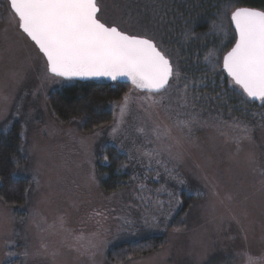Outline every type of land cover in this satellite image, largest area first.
<instances>
[{
    "label": "rangeland",
    "instance_id": "obj_1",
    "mask_svg": "<svg viewBox=\"0 0 264 264\" xmlns=\"http://www.w3.org/2000/svg\"><path fill=\"white\" fill-rule=\"evenodd\" d=\"M139 2L132 16L129 0H101L106 19L154 36L167 53L164 45H178L170 32L178 20L165 22L163 8ZM212 34L221 36L218 27ZM36 53L0 0V132L19 124L26 164L16 176L30 183L21 219L0 202V264H108L112 246L147 234L163 235V247L123 264H264V117L245 124L212 114L173 76L171 102L161 101L172 118L132 90L113 108L110 126L82 133L50 113L48 96L67 83L46 79ZM192 116L190 132L178 126ZM154 130L167 135L157 141ZM107 144L126 154L132 174L131 186L115 194L102 192L95 177L98 150ZM182 192L192 202L173 230Z\"/></svg>",
    "mask_w": 264,
    "mask_h": 264
},
{
    "label": "trees",
    "instance_id": "obj_2",
    "mask_svg": "<svg viewBox=\"0 0 264 264\" xmlns=\"http://www.w3.org/2000/svg\"><path fill=\"white\" fill-rule=\"evenodd\" d=\"M139 1L129 0L126 12L135 16ZM143 1L146 8H163L160 13L164 15L163 21L178 20L174 29L170 30L178 45L167 43L164 46L167 53L170 51L169 54L175 58L179 74L176 78L174 73L176 84L184 90L185 83L190 82L187 90L190 100L212 114L228 118L234 116V120L245 124L263 120L264 102L246 97L224 74L220 62L235 42L234 31L229 26L231 11L235 7L264 10V0H166L160 4L153 0ZM187 12L192 14L191 21ZM168 27L170 29L172 26L169 24ZM213 27H218L221 36L207 35ZM198 37L203 38V41H197ZM210 50L213 55L206 60ZM65 82L67 84L60 90L48 96L47 105L57 122L73 125L82 133H92L110 126L115 116L113 108L134 90L127 84L104 81ZM174 89L172 87L170 91ZM25 164L20 126L13 123L5 132H0V202L13 211L16 220L23 215L21 210L25 208L30 190L28 180L16 176L17 171ZM130 170L128 157L116 147L107 144L98 150L95 177L99 189L105 194L127 190L132 183ZM179 194V209L169 224V228L173 230L182 227L183 218L192 202L190 196L183 192ZM163 245L164 236L161 234L142 235L138 240L112 246L108 250L106 261L108 264H123L147 256Z\"/></svg>",
    "mask_w": 264,
    "mask_h": 264
},
{
    "label": "snow or ice",
    "instance_id": "obj_3",
    "mask_svg": "<svg viewBox=\"0 0 264 264\" xmlns=\"http://www.w3.org/2000/svg\"><path fill=\"white\" fill-rule=\"evenodd\" d=\"M7 4L16 27L38 50L37 58L45 62L46 79L115 80L126 76L146 99L161 106L172 118L168 106L161 101L171 102L173 64L154 36L126 31L116 21L106 19L101 0H7ZM229 26H234L235 44L223 56V70L247 97L264 102V10L235 7ZM212 55L210 50L205 59ZM189 83H185V91ZM195 123L197 119L192 116L178 126L190 132ZM154 131L157 141L167 135ZM155 163L162 165L158 158Z\"/></svg>",
    "mask_w": 264,
    "mask_h": 264
},
{
    "label": "water",
    "instance_id": "obj_4",
    "mask_svg": "<svg viewBox=\"0 0 264 264\" xmlns=\"http://www.w3.org/2000/svg\"><path fill=\"white\" fill-rule=\"evenodd\" d=\"M257 10V9H256ZM233 31H234V26H231ZM31 42V41H30ZM32 43V42H31ZM235 44V42H234ZM233 44V46H234ZM232 46V47H233ZM231 47V48H232ZM231 50V49H230ZM229 50V51H230ZM38 51V50H37ZM227 54V53H226ZM225 54V55H226ZM222 71L224 72L223 70V58H222ZM224 74L227 76V73L224 72ZM227 78L230 80V78L227 76ZM64 81H73V82H79V83H86V82H93V81H104V82H107V83H120V84H127V85H130L135 91H137L138 93H142V90H139V89H136L134 87V85H132L131 81L126 77V76H118L115 80L111 79L110 77H90V78H71V79H65V78H60ZM231 81V80H230ZM233 83V82H232ZM234 84V83H233ZM235 85V84H234ZM236 86V85H235ZM238 87V86H237ZM242 90V89H241ZM243 92V91H242ZM245 95V94H244ZM246 96V95H245ZM247 97V96H246ZM249 98V97H248ZM250 100H253V101H258L259 99H252V98H249Z\"/></svg>",
    "mask_w": 264,
    "mask_h": 264
}]
</instances>
